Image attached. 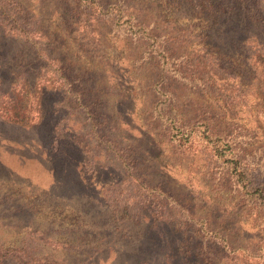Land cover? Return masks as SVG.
Segmentation results:
<instances>
[{"label":"rangeland","instance_id":"obj_1","mask_svg":"<svg viewBox=\"0 0 264 264\" xmlns=\"http://www.w3.org/2000/svg\"><path fill=\"white\" fill-rule=\"evenodd\" d=\"M126 2L138 19L75 0H16L7 16L0 1V108L22 120L0 116V254L137 264L148 223H175L182 244L224 247L214 264H264V0ZM168 113L225 127L246 188L203 126L185 138Z\"/></svg>","mask_w":264,"mask_h":264},{"label":"trees","instance_id":"obj_2","mask_svg":"<svg viewBox=\"0 0 264 264\" xmlns=\"http://www.w3.org/2000/svg\"><path fill=\"white\" fill-rule=\"evenodd\" d=\"M3 2L1 8L3 10V13L7 16H10L8 14V11L5 10L6 5H10L12 3H16V0H0ZM77 4L83 5H89L93 4L95 6H98L100 8H113L118 11V17L125 16L129 19H138L139 16L137 13H132L131 11V4H127L126 0H75ZM255 3V2H254ZM256 4V3H255ZM16 6V5H15ZM133 7V6H132ZM131 10V11H130ZM2 13V15H4ZM4 15V16H5ZM13 20H15V17L11 16ZM6 19L8 17H5ZM27 40H25L26 42ZM165 53H167V56L172 57L173 54L169 53L167 49H165ZM10 71V70H9ZM1 72L6 75L8 73L7 71L0 70V81L4 80L6 77L4 75H1ZM175 74L177 72H174ZM10 97V93L8 90H3L0 87V102L2 101V98ZM180 112V111H178ZM40 113V111H38ZM187 113V112H186ZM0 116L5 117L8 121L13 122H22L21 119H18L17 115H10L8 114V111L6 112V109L0 108ZM166 120H169V123L172 124L173 127H176L181 136L185 138H189L192 134V129L195 128V126H203L204 128V138L207 140L208 143L212 145V149L214 154H216L219 157L226 156L225 161L229 162L231 164L229 166L230 173L234 176L235 181L238 185H240L242 188H246V186L252 181V177L250 173L248 172L247 166L243 160L246 158H241V152L233 143V138L231 134L226 130L225 127H219L216 131H214L210 126V122H202L201 120H197L194 116H187V115H180L168 113L167 116H165ZM200 121V122H196ZM215 137V138H214ZM214 138V139H213ZM221 141L220 143H217ZM59 154L63 157L66 156V152L64 150H60ZM134 175V174H133ZM259 185H261L259 183ZM150 184H147V187L150 188ZM262 196V194H259ZM261 199L260 205H264V198L258 197ZM133 206V205H132ZM183 225V223L181 224ZM163 223H159L157 225V228L154 226L153 223H148L146 229L151 234V241L154 243L152 245L153 251L151 252V255L149 260H142L139 261L137 264H214L212 258H210L209 255L215 257V253L212 252L211 249L212 246L214 250L217 252L218 258L222 259V247L219 245L220 243L215 242L212 246L209 245L208 242L205 239L208 238L210 240L209 235H202L199 239H197V246L196 244H182V241H184V234L186 230H182L179 226L178 229H174L176 224L173 223L172 225H169L167 229H164ZM181 232V235H180ZM207 232H209L213 236H218L220 240L226 241V244H228V238L225 236H221L218 230L214 228L207 227ZM206 233V232H205ZM212 236V238H214ZM196 238V237H195ZM24 242V241H23ZM186 242V241H185ZM209 245V247L207 246ZM212 248V249H213ZM216 248V249H215ZM219 250H218V249ZM241 250L247 251L249 250L248 247L245 246H239ZM259 248V247H258ZM257 248V249H258ZM46 255V254H44ZM50 254L48 253L46 257H49ZM155 256V257H154ZM43 257L41 255L40 251H38V247L28 244L27 247H15V248H8L4 253L0 254V264H14L16 262L15 258L18 259V264H38V260ZM162 261H161V259ZM226 257V256H225Z\"/></svg>","mask_w":264,"mask_h":264}]
</instances>
